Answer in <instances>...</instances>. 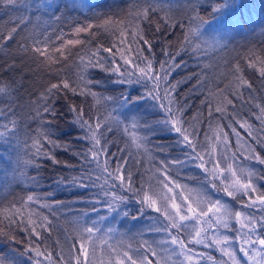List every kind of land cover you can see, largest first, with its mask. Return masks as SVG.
Wrapping results in <instances>:
<instances>
[{
	"label": "snow or ice",
	"instance_id": "1",
	"mask_svg": "<svg viewBox=\"0 0 264 264\" xmlns=\"http://www.w3.org/2000/svg\"><path fill=\"white\" fill-rule=\"evenodd\" d=\"M0 4L23 5L36 14L37 27L46 23L43 19L45 16H54L59 21L65 18L63 10L70 9L83 14L98 6L90 3V0H70V3L62 6L58 0H0ZM237 6L238 0H215L209 7H205L201 0H187V7L182 6L180 15H177L171 6L158 8L150 3L144 7L139 3H133L124 12L122 20L113 19L112 16L105 14L100 17L102 20L100 24L75 28V34L78 36L80 33L90 32L93 27L107 29L112 25H120L116 30L117 42L111 47H99L94 51L90 49L87 53L79 55L80 74L77 82L73 83L61 78L44 88L40 94L41 107L36 109V115L43 119V128L34 137L29 136L31 144L25 153L27 158L23 159V169L19 167L21 163L19 158L16 159L15 165L12 161L13 152L16 151L20 140L19 122L9 119L7 123L0 124V147H4L7 153V158L0 154V160L6 159L7 172L11 173L10 178L4 173L7 185L18 184L19 175L32 185L40 186L42 177L38 174L30 175L25 169L31 168L39 173L43 160L71 170L73 165L62 162L51 149L62 148L67 153L75 152L80 162L76 170L77 174H61L55 177L53 182L60 188H78L85 192L91 188H99L95 199L91 201V210L93 213H100L103 210L109 215H99L90 223L84 221L78 224L76 235L72 237L67 252L61 248L54 255L47 248L42 250L36 243L42 232L50 231L52 222L41 212L30 210V206L35 204L39 209L51 210L54 206L59 207L61 202H47L48 198L54 195L51 191L43 196L32 194L26 199L21 197L18 206L13 204L10 207L11 215L0 213L6 215L8 220L7 230L0 227V237L9 244L22 243L12 232L11 226L16 224L22 226L29 234V239L23 252L10 248L8 252L0 253V264H22L20 257L25 256L26 253L33 264H201V262L241 264L238 253L243 254V264H264V215L256 217L251 212L233 211L226 203L211 199L207 193L182 185L172 175L173 168L179 170L181 167L192 165L203 171L211 188L217 189L214 181H219L221 188L217 189L218 191L222 190L233 198L237 193H242L248 196V202L244 203L243 207H259L264 212V193L249 195L257 192L251 179L252 173L248 172L247 176H243L244 169L238 174L234 167L237 155H246L247 158L264 165V157L254 147V145L264 147V136L260 135V132L264 131V105L255 106L258 114H254L261 124L259 130L247 120L234 121L244 130L251 143L249 140L241 139V133L237 128L229 125L232 133L237 137V147L243 149L242 152L235 153L231 151L228 133L219 125L214 129L210 126V131L203 133L204 139L201 141L202 133L196 125L184 120V105L176 95L181 82L172 83L170 80L177 68L186 67V64L182 65L177 61L181 53L191 52L197 55L202 50L207 51L206 48L202 49L201 45L208 43L204 39L205 29L213 21L214 25L208 27L207 31L220 33V38L213 37L212 47H224L221 39L229 38L232 32L239 33L243 30L244 24L235 16ZM160 12L164 15L153 21V15H159ZM201 12L207 13L208 18L201 15ZM119 15V13L113 14V16ZM180 16L186 17V27L185 20L180 19ZM21 23L23 26L17 27V24ZM31 23V19L21 16L9 33L0 35V41H3L0 48L10 47L9 41L15 43V37ZM153 24H155L153 29L155 33H162V28L163 31L168 28H185L174 53L161 48V55L165 57L162 62H154L151 58L153 44L144 31ZM30 38L33 41L31 45L26 41L22 44L26 53L29 51L35 53L42 58L41 63L49 69V62L53 64L59 62V57L51 54L45 41L36 39L34 33ZM58 38L63 39L62 36ZM67 43L82 44L83 41L70 39ZM132 43L137 45L135 49L137 59H128L124 54H120L123 64L116 63L115 57L120 53L119 46L125 45L131 51ZM145 50L149 55L142 54ZM54 51L60 56H66L61 47H56ZM101 51L111 53L112 60L100 55ZM249 60L248 66L257 70L264 79V53L259 56L253 53ZM93 69L115 76L116 78L111 80L113 85L127 86L134 91L143 88L144 91L133 95L132 91L125 94L122 90L118 96L98 93L93 89L98 87L102 80H97L91 75L90 70ZM192 77L199 80V76L193 72L185 78L184 83ZM245 86L252 88V84L237 74L231 85L235 88L232 94L242 96L240 89ZM12 92L11 85L0 86V94L11 96ZM61 93H72L73 96L84 97L85 101L91 97L95 104L103 108V111L99 108L93 111L91 108L86 110L83 106L68 103L66 107L71 116L70 127L78 131V135L76 141H68L67 144L59 143L61 137L54 131L58 128L57 121L62 118L58 111ZM144 101L155 102L153 107L161 110L165 114L164 118L150 122L147 117L152 113L141 111ZM227 103L232 105L233 101L228 100ZM109 104L112 105L111 110ZM225 111L222 106L215 108L217 113ZM4 114L0 111V116ZM12 115H15L14 111ZM121 115L123 119L120 118ZM211 115L210 109L209 116ZM113 125L127 137L126 149L121 150L124 155L117 158L118 162L111 159L115 154L108 151L107 133L113 130ZM161 132L175 134L174 143L167 146L157 143L162 139L159 135ZM23 143L27 145L28 141ZM73 143H83L85 147L76 151L71 146ZM149 144L159 152H164L165 147L176 149L178 155L159 160L158 167L149 170L151 177L138 183L133 179L132 165L128 164V158L133 156L131 149H135L136 154H148ZM49 145L51 149L48 148ZM148 158L153 159L151 155ZM0 172L3 170L0 169ZM133 201L138 207L135 214H131V219L137 224L141 220L147 221L139 229V236L153 234L161 236V239L149 242L133 238L134 242L130 243L122 238V234L116 233L113 226L101 228V225L109 220L110 215L112 220L117 216L129 217L128 205ZM84 215L89 214L85 212ZM227 232H236L238 235L229 236ZM114 235L120 237L118 242H110ZM199 248H214L221 253L222 258L216 260L210 253L199 251Z\"/></svg>",
	"mask_w": 264,
	"mask_h": 264
},
{
	"label": "trees",
	"instance_id": "2",
	"mask_svg": "<svg viewBox=\"0 0 264 264\" xmlns=\"http://www.w3.org/2000/svg\"><path fill=\"white\" fill-rule=\"evenodd\" d=\"M58 2L62 6L65 3H70V0H58ZM201 2L205 7H209L215 0H201ZM90 3L98 6L83 14L70 9L63 10L65 18L59 21L54 16H45L43 19L46 23L40 27L36 26V14L27 10L23 5L7 6L0 4V35L9 33L13 24L19 21L21 16L32 20V23L15 37V43L9 41L10 47L5 46L0 48V86L11 85L13 89L11 96L0 94V111L5 113L3 116H0V124L7 123L9 119H15L19 122L18 126L21 130L20 140L16 151L13 152L12 161L15 165L16 159L19 158L21 161L19 167L21 169L24 168L23 159L27 158L25 153L31 144L29 136L34 137L43 128V119L36 115V109L41 107L39 102L40 94L44 88L50 83L58 82L61 78L73 83L77 82L80 74V68L78 67L80 64L79 55L87 53L90 49L94 51L99 47H111L117 42L116 30L120 25H112L107 29L93 27L90 32L80 33L78 36L75 34L76 27H85L88 24H100L102 23L100 17L105 14L112 16L113 19L122 20L124 19V12L133 3H139L144 7H147L150 3L155 4L158 8H168L171 6L173 11L177 12V15H180L182 6L187 7V0H90ZM117 13L120 15L113 16V14ZM163 15V12H160L159 15H153V21L158 20L159 16ZM201 15L205 16L206 19L208 18V14L205 12H201ZM235 16L244 24L242 31L239 33L232 32L230 37L226 39L224 47L212 50V54L207 58L209 59L208 61L202 59L204 61L196 62L194 57H198V55H194L191 52L187 54L181 53L182 59L181 57H177V61L182 65L186 64V67L177 68L170 77L172 83L176 81L181 82L177 88L176 95L180 103L184 105V120L196 125L202 133L200 137L201 141L204 139L203 133L210 131V126L214 129L219 125L228 133L229 137L233 136L231 127H229L231 125L236 127L241 136L251 143L250 139L245 135L244 130L238 124H235L234 121L237 119L247 120L257 130L261 127L260 121L256 119L255 114H258V109L255 106L264 105V79L260 77L257 70L248 65L250 63L249 57L253 53L257 56L264 53V0H238ZM231 18L229 17V19ZM180 19L185 20L186 27V17L180 16ZM213 23L215 22L213 21ZM22 26V23L17 24V27ZM154 27L155 24L146 27L144 31L147 34V38L153 44L151 58L154 62H162L165 57L161 55V48L163 47L174 53L185 28H168L166 31H163L162 28V33H155L153 31ZM33 33L36 39L45 41L54 57H59L58 63L53 64L49 62L50 69L41 63L42 58L38 57L35 53L31 51L26 53L23 50L22 44L24 41L28 45L33 43L30 38ZM61 36L63 39L58 38ZM70 39H79L83 43L69 45L67 42ZM2 43L3 41H0V44ZM56 47H61L66 56H60L59 53H56L54 51ZM119 47L120 53L115 57L116 63L123 64L120 54H124L128 59H137V52L135 51L137 45L135 43L131 44V51L125 45H120ZM142 54L149 55L147 50ZM100 55L106 57L108 60H112L111 53L101 51ZM194 63L198 65H194ZM90 72L97 80H102V83L93 89L98 93L102 92L104 95L118 96L122 90L125 94L132 91L133 95L141 94L144 91L143 88H138V90L134 91L127 88V86L113 85L111 80L116 77L111 73L101 72L99 69H93ZM193 72L199 76V80L192 77L187 83H184L185 78L189 77ZM237 74L252 84L251 89L247 88V86L241 88L240 92L242 96L239 97L232 94L235 92V88L231 87ZM228 100L233 101L232 105L227 103ZM70 102L83 106L86 110L91 108L95 111V109L99 108L103 111L101 105L95 104L91 97H88L85 101L84 97L73 96L72 93H61L58 111L61 113L62 118L57 121L58 128L54 129L56 135L61 137L60 141H58L59 143L67 144L68 141H76L78 135V131H74L70 127L71 116L68 114L66 107ZM154 103L152 101H144L143 108L141 109L142 112L152 113V115L147 117L150 122L162 120L165 116L161 110L153 107ZM218 106L224 107L226 111L223 113L215 112V108ZM108 107L111 110L112 105L109 104ZM210 109L212 110L211 116H209ZM13 111L15 115H12ZM113 115H116V113H113ZM120 118L123 119V115ZM44 119H47V117H44ZM159 135L162 139L157 141V143H162L165 146L174 143L173 137L175 134L169 135L167 132H161ZM260 135L264 136V131L260 132ZM107 139L109 153L115 154L111 159L118 162L117 158L124 155V152L121 150L126 149L127 137L122 135V132L113 125V130L107 133ZM24 141H28V144L25 145ZM71 146L76 151L85 147L83 143H73ZM230 146L232 152H242L234 146ZM254 147L264 157V147L258 145H254ZM48 148L51 149V146L49 145ZM148 148V154H136L135 149H131L133 156L128 158V164L132 165L133 179L138 183L140 180H148L151 177L149 170H154L158 167L159 160L178 155V150L168 147H165L164 152L155 150L152 144H149ZM51 150L56 153L58 159L69 165H73V168L71 170L64 169L52 164L51 161L42 160V168L39 173L31 168L25 169L30 175L38 174L42 177L40 186L32 185L25 178L19 177L18 173V184L7 185L4 173H7L9 178L11 177V173L7 172L6 159L0 160V169L3 170V172H0V213L11 215L9 211L10 207L13 204L18 206L21 197L26 199L28 195L43 196L48 191L53 192L54 195L48 198L47 202L54 203V201H60L61 205L59 207L54 206L51 210L39 209L37 205L33 204L30 206V210L41 212L52 222L50 231L42 232L41 237L39 240H36V243L42 250L47 248L56 255L61 248L67 252L68 245L72 243V237L76 235V229L78 224H80L82 213L90 208L89 202L95 199L99 188H91L85 192L83 189L78 188L57 187L53 182L54 178L61 174H77L76 170L79 168L80 162L75 152L67 153L62 148ZM17 153L19 154L18 157ZM0 154H3L7 158L4 147H0ZM149 155L153 157L152 160H149ZM237 158L244 164L242 169L248 171L252 167H255L259 170L260 176L264 175L262 168L260 169L257 166V163L259 164L258 161L249 159L246 155H237ZM198 176L202 177L201 174L194 172L187 173L186 175L191 182L194 183L196 181V185L197 183L200 184L199 182L202 179ZM214 183L218 184L216 181ZM201 186L203 185L201 184ZM130 205L138 207L134 201ZM248 209L256 217L264 215H256V208ZM7 225V216L0 215V227H4L7 230ZM235 227L238 226L236 225ZM11 228L13 234L22 243L9 244L0 237V253L8 252L10 248L16 249L19 252L25 251V244L28 242L29 234L19 225L14 224ZM227 233L234 234L236 232ZM201 251L214 254L219 258L221 257V253L214 248H201ZM20 259L22 264H33L28 259L27 253L25 256L20 257Z\"/></svg>",
	"mask_w": 264,
	"mask_h": 264
},
{
	"label": "rangeland",
	"instance_id": "3",
	"mask_svg": "<svg viewBox=\"0 0 264 264\" xmlns=\"http://www.w3.org/2000/svg\"><path fill=\"white\" fill-rule=\"evenodd\" d=\"M212 25H214V23L212 22L211 25L206 26L205 32L206 35L204 37L205 40L208 41L207 44H202L201 47L202 49H207V51H200L197 55L198 57H194L195 61H204L202 59L205 60H209L207 59L209 57V55L212 54V50H216L219 49L220 47H212V44L214 43L213 37L216 38H220V33H210L207 31L208 27H211ZM227 40L226 39H221V43L224 44ZM194 42H199V41H195ZM194 65H198L197 63ZM241 139H244L242 136L240 137ZM229 140L231 142V145L234 146L236 149L243 151V149H240L237 147L236 145V141H237V137L233 134V136L229 137ZM245 140V139H244ZM231 147V146H230ZM219 151V150H218ZM243 162H240V160L236 157L235 161H234V167L237 169L238 174H240V170L243 168ZM190 166V168H188ZM187 167H181L179 170H177L176 168L172 169V175L178 180L179 183H181L182 185H186L188 188L191 189H196L200 192H204L207 193L209 195V197L213 200H220L223 203H226L233 211H243L245 213L249 212L248 208L243 207L244 203L248 202V196L243 195L242 193H237L235 198L227 196L222 190L218 191L217 189L221 188V185L219 183V181L217 184V189H213L211 188V186L208 184V178L206 177V175L203 173V171L201 169H198L192 165H189ZM257 166L261 169L262 168V172L264 173V165H259L257 163ZM261 166V167H260ZM177 171H179V174L177 175ZM197 173V174H201L202 178L201 182H199L200 184L197 183L196 185V181L193 183L191 182V180L186 177L187 173ZM248 172L252 173V182L254 184V186L257 188V192L256 193H250L249 195H259L260 193H264V175L260 176L259 170L256 169L255 167H252L250 170L246 171L244 170L243 172V176H247ZM225 175H228L227 173H225ZM154 179V178H153ZM201 184L203 186H201ZM244 199V200H243ZM92 200H90L89 202V206L90 208L87 210H85L82 213V217L80 219L79 223H83L84 221H88L89 223L91 222L92 219H97L99 215H109L106 211H101L100 213H93L92 212ZM245 201V202H243ZM97 207H101L100 205H97ZM137 206H133V205H128V210H129V217L125 218L123 216H117L115 220L111 219V215L108 221H105L104 224L101 225L102 229H106L107 226L111 225L115 228L116 233L118 234H122V238L124 240H126L127 242H134L133 238H135L136 240H148L149 242L153 241V240H159L162 237L159 235H153V234H145L143 237L139 236V229L142 228L144 226V224L147 223V221L141 220L139 224H137L136 221H133L131 219V214H133V212L136 211ZM256 211L257 213H255L256 215L259 214H264V212H262L260 210L259 207H256ZM87 212L89 215L85 216L84 213ZM114 215V214H112ZM152 215H155V213H152ZM236 226V225H235ZM238 226V225H237ZM227 235L229 236H236L238 235V233H234V234H229L227 233ZM118 236L114 235L113 236V240L110 242H118L119 241ZM199 251H201V248L198 249ZM239 258H241V264H243V254L242 253H238L237 254ZM216 260H220L222 257L218 258L214 255H212ZM201 264H203V262H201Z\"/></svg>",
	"mask_w": 264,
	"mask_h": 264
},
{
	"label": "flooded vegetation",
	"instance_id": "4",
	"mask_svg": "<svg viewBox=\"0 0 264 264\" xmlns=\"http://www.w3.org/2000/svg\"><path fill=\"white\" fill-rule=\"evenodd\" d=\"M211 255H214V254H211ZM214 256H216V255H214ZM217 257V256H216ZM219 258V257H218Z\"/></svg>",
	"mask_w": 264,
	"mask_h": 264
}]
</instances>
